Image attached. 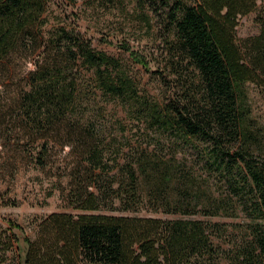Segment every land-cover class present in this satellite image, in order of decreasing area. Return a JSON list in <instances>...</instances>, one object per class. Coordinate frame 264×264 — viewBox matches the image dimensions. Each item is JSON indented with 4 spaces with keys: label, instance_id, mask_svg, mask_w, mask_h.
I'll return each mask as SVG.
<instances>
[{
    "label": "trees",
    "instance_id": "obj_1",
    "mask_svg": "<svg viewBox=\"0 0 264 264\" xmlns=\"http://www.w3.org/2000/svg\"><path fill=\"white\" fill-rule=\"evenodd\" d=\"M136 2L146 24L165 23L163 61L120 48L157 77L160 98L52 27V0H0V178L69 149L67 200L81 212L50 215L35 239L9 221L0 264H264V130L248 93L264 91V6L260 33L237 38L264 0ZM99 99L125 110L120 137ZM145 209L173 218L94 214ZM239 238L224 252L214 240Z\"/></svg>",
    "mask_w": 264,
    "mask_h": 264
},
{
    "label": "rangeland",
    "instance_id": "obj_2",
    "mask_svg": "<svg viewBox=\"0 0 264 264\" xmlns=\"http://www.w3.org/2000/svg\"><path fill=\"white\" fill-rule=\"evenodd\" d=\"M260 6L257 11L240 17L237 28L239 42L260 33L258 18L264 5L260 3ZM145 9L138 6L136 0H79L76 4H70L67 0H52L48 15L52 27H66L76 31L86 41L91 42L97 52L106 53L119 60L143 92L160 98L162 87L157 77L135 63L130 54L120 48L122 44L128 43L133 48L162 60L161 54L167 49V43L163 40L166 34L165 23L152 17L151 26L146 24L143 16L150 10ZM151 67L155 69L154 65ZM248 93L252 118L257 126L264 130V91L254 84H249ZM99 105L105 108L106 122L109 126L113 125L115 134L120 137L117 121L131 124L126 119L125 110L115 102L106 104L100 100ZM68 152L69 149L51 159V163L45 168L25 163L14 180L7 175L0 178V232L9 228V221H13L24 229L27 236L35 239L40 224L50 215L81 213L71 207L67 200L70 178L66 175L64 166ZM94 214L173 218L146 209L139 213L104 210ZM213 221L233 222L231 219L219 218ZM214 240L217 245L223 247V252L242 242L240 238L238 241ZM221 264H229L228 256L227 259H222Z\"/></svg>",
    "mask_w": 264,
    "mask_h": 264
}]
</instances>
